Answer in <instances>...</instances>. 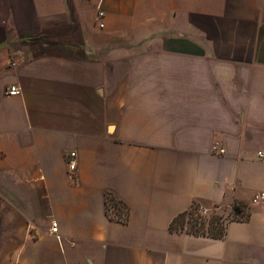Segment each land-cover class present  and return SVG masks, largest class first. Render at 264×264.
I'll list each match as a JSON object with an SVG mask.
<instances>
[{
	"label": "crops",
	"instance_id": "0c3cea01",
	"mask_svg": "<svg viewBox=\"0 0 264 264\" xmlns=\"http://www.w3.org/2000/svg\"><path fill=\"white\" fill-rule=\"evenodd\" d=\"M258 152L264 0H0V264H264Z\"/></svg>",
	"mask_w": 264,
	"mask_h": 264
},
{
	"label": "built area",
	"instance_id": "2783aa9c",
	"mask_svg": "<svg viewBox=\"0 0 264 264\" xmlns=\"http://www.w3.org/2000/svg\"><path fill=\"white\" fill-rule=\"evenodd\" d=\"M102 16H103V12L99 10L97 12V18L100 19ZM102 25H103L102 23L99 24V26H102ZM5 93L7 95H19V94H21V89L19 86L12 84L5 89ZM213 149L215 151H217L218 153L224 152V149L221 147H218L217 144L214 145ZM257 157L258 158H264V152H258ZM65 160H66L67 167L69 170L70 178H72L74 175V172L76 170V167H77V154H76V152L75 151L66 152L65 153ZM261 199H264V192H259V193L255 194L253 197L254 202L257 200H261ZM107 210H108L109 216H111L112 218H115L116 220L124 221L126 219L125 214L122 216L115 214V212H114V201L112 199L111 200L109 199V202H107ZM197 214L199 215V217L202 220L207 222V219L210 216V209L206 208L204 206H198ZM51 229L54 232L57 231V227H56L55 223L52 224Z\"/></svg>",
	"mask_w": 264,
	"mask_h": 264
},
{
	"label": "trees",
	"instance_id": "16d2710c",
	"mask_svg": "<svg viewBox=\"0 0 264 264\" xmlns=\"http://www.w3.org/2000/svg\"><path fill=\"white\" fill-rule=\"evenodd\" d=\"M198 204L194 203L189 210L185 211V212H182L180 213L179 215H177L175 217V219L173 220V222L171 223V229L173 230H182L184 227H183V218L185 216V214L188 212L189 213H192V211L194 210L195 213L197 212V209H198ZM232 215L231 217L233 218H239V219H245L247 218L248 216V213L245 212L244 210V207L243 206H240V205H233L232 206ZM197 214V213H196ZM199 215L197 214L194 219V221L192 222V224L188 225V229L189 230H192L194 232H200L199 228L200 227H203L204 226V221L201 219L199 220L198 219ZM210 217L212 218L211 220V224H208V226L206 227L207 229V232L209 234H212V235H218V236H221L222 235V231H223V228H224V224L223 226L219 223V216H216V215H210ZM209 222V221H208ZM205 230V231H206ZM205 231H201V232H205Z\"/></svg>",
	"mask_w": 264,
	"mask_h": 264
},
{
	"label": "rangeland",
	"instance_id": "374dc122",
	"mask_svg": "<svg viewBox=\"0 0 264 264\" xmlns=\"http://www.w3.org/2000/svg\"><path fill=\"white\" fill-rule=\"evenodd\" d=\"M224 210L222 209V208H218V209H211L210 208V215H216V216H219L220 218H219V223L223 226V224L225 223V214H224V212H223ZM197 213V212H196ZM195 213V211L193 210L192 211V213H189L188 214V212L185 214V216H184V218H183V227H185L186 225H190V224H192V222L194 221V219L193 218H195L196 217V214ZM198 219L199 220H201V218L200 217H198ZM227 219V218H226ZM211 220H212V218L209 216V218L207 219V222H205L204 220V226L203 227H200L199 229V231L201 232V231H205L207 228V226H208V224H211ZM209 221V222H208Z\"/></svg>",
	"mask_w": 264,
	"mask_h": 264
}]
</instances>
